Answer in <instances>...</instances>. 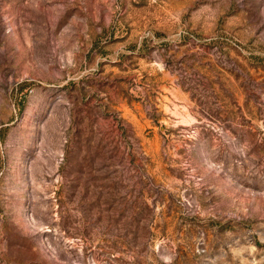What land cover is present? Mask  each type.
I'll use <instances>...</instances> for the list:
<instances>
[{
	"label": "rangeland",
	"instance_id": "1",
	"mask_svg": "<svg viewBox=\"0 0 264 264\" xmlns=\"http://www.w3.org/2000/svg\"><path fill=\"white\" fill-rule=\"evenodd\" d=\"M0 264H264V0H0Z\"/></svg>",
	"mask_w": 264,
	"mask_h": 264
}]
</instances>
